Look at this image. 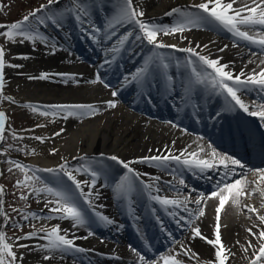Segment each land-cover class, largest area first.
I'll use <instances>...</instances> for the list:
<instances>
[{"label":"bare ground","instance_id":"bare-ground-1","mask_svg":"<svg viewBox=\"0 0 264 264\" xmlns=\"http://www.w3.org/2000/svg\"><path fill=\"white\" fill-rule=\"evenodd\" d=\"M47 2L48 0H0V11H12L11 21L14 23L21 21L24 16L29 15L31 11L41 5H47ZM200 2L202 0H134V5L144 12L143 19L145 21L171 27L180 20V17L167 16L165 13L173 8L198 12L197 9H191L188 6ZM223 2L227 3L229 0H223ZM246 2L251 4L252 0H246ZM84 3L90 17L88 22L82 25L85 30L82 33V30L78 29L81 24L74 17L66 16L62 27L53 26L51 21L40 25L37 20L32 19V28H38L42 36L48 37L47 42L40 40L21 42L19 37L16 42H9L5 37L0 36V46L5 49L6 65L21 66H6L4 69L3 96L11 97L15 103L9 102L7 99H0V112H4L7 117L4 139L0 140L2 142V149L0 148V180H2L0 185L3 186V183H6L20 189L18 193L28 196L27 200H23L19 195V206L33 208L40 204L48 213H34L36 217H54L51 220L36 219L31 215L33 213L22 212L18 216H23V218L27 216L28 218L23 219L20 224H26L17 229H7L4 228L3 215H0V231H3L9 238L10 244L14 245L13 251L17 256L16 264H140L133 251L135 249L138 252L139 248L133 245L129 247L126 243L133 239V227L153 225L151 220L156 215H163L168 226L175 230L178 237L172 235L167 237L166 233H155V236L162 241V245L168 248L162 255L158 253L147 255L145 257L147 260L153 262V259H156L157 261H154L156 264H163L161 257L173 255L183 261V264H207L208 261H215V248L206 240L199 237L194 238L192 228L199 227L205 237L215 239V208L218 206V200H208L206 205L202 202L201 206L204 207L205 215L198 219H196L198 206L195 200L200 194L209 195L216 186H210L195 196L189 194L184 184L179 182L183 178H189L188 173L196 172L199 168L185 166L172 160H169L167 166L139 162L130 165L137 172L147 174L142 175L141 179L144 183L154 186L151 195L182 201L185 197H189L187 202L179 208L174 206L165 208L149 199L148 192L143 189V185L139 181L135 182V191L130 194V198H118L114 187L119 178L126 173V169L107 159V157L115 155L128 162L139 161L142 157L168 155L169 153L180 156L181 152L187 149L184 151V156H181V160L185 158L212 160L211 150L198 135L188 133L178 125L174 118L167 123L164 122L166 120L160 121L145 103L149 94L154 95V102L165 93L164 91L175 89L176 85H181L178 82L181 80L178 73L167 72V76L172 78L169 83L165 79L164 71L158 67L157 57L163 56L164 62L169 65L170 60L166 54L174 48L155 49L146 40L138 41L133 46V48H137V51L130 56L132 59L130 64L126 65V61L124 65H121L118 61L123 57V53L114 54L108 50L115 45L119 36L127 33L131 28L138 32V28H134L133 25L118 27L117 35L112 40H105L103 29L115 14L119 0H84ZM71 5L72 0H59L58 4L51 6L50 11L46 10L45 13L38 15L63 12ZM233 7H243V0H237ZM92 26L101 29V32L97 34L99 43L94 42L91 38L90 28ZM257 29L262 30L261 26H256ZM2 31L5 29H0V32ZM158 40L176 45L175 49L191 47L200 55H205L210 59H219L222 65H229L225 70L234 75L239 74L242 70L246 74H250L254 69L259 72L260 68L264 67L261 65V61H264V52L249 50L248 46H243L246 43L245 40L232 38L226 29L212 21L183 33L167 36L159 34ZM197 45L200 47L197 48ZM128 49L129 43L127 44ZM182 54L186 53L182 52ZM113 55H116V60L106 64L105 60H111ZM149 57H153L151 67L154 69L150 72L148 82L149 84L155 83V87L144 86V89H141L142 87L135 82L126 83L124 78L129 77L130 79L137 69L144 66L145 60ZM249 61L252 62L249 63ZM177 64L188 68L187 63L180 59L177 60ZM120 67L130 68L120 71ZM203 69L207 70L206 66ZM41 73L52 75L48 80L29 79V77H38ZM56 73L75 76V80L65 81L62 77L54 75ZM97 76L100 77L101 82L91 83ZM244 78L241 77V79ZM161 80H164L165 83H161ZM120 84L121 88L117 91ZM113 91L117 92L115 97L112 95ZM194 91L197 94L194 99L197 105L202 107L199 112L206 108L203 110L206 111V115L212 112L217 118L229 113V111L219 108L220 105L217 106L219 99L215 98V94L207 90L202 91L199 88ZM129 92H131V96L127 97ZM243 94L246 97L253 96L256 105L264 103V92L259 94L252 92L250 88L243 91ZM108 101H114L117 106L108 108ZM117 102L121 105L118 106ZM73 104L94 105L99 111L95 115L81 114L68 119L61 118V115L45 117L39 114L40 111L49 110L46 107L49 105ZM29 105L31 107H28ZM157 106L158 104H155L154 108ZM255 106L252 110H255ZM32 108H36L38 111L34 112ZM233 119L244 120L242 115ZM198 124L201 127L203 122L200 121ZM61 130L63 131L61 132ZM57 132H61V134L56 135ZM35 137H44L45 140L41 143ZM192 152L197 153L196 157L190 155ZM79 157H85L86 160H81ZM9 161H16L26 166L27 175L30 177L33 176L31 170L56 169L65 162L69 168H78L85 163L90 164L101 171L96 189L92 190L95 210L117 223H122V227H115V222L107 225L97 220L93 215V210L88 209L82 200L80 204L91 221L88 225L74 226L73 221L61 219V213L51 215L52 212L49 211V208L55 205L46 206V203L54 197L48 196L46 193L37 196L31 186L17 187V181L23 180L25 173L16 169L15 165L10 164ZM214 162H218V157ZM3 163H6L4 168V171H7L6 178H1L3 174L1 164ZM9 168H12V171H9ZM238 172H244V170ZM74 175L78 180L90 179L86 174L74 173ZM35 176H39L42 181V183L33 181L35 187L63 185L75 190L74 185L62 173L53 175L37 171ZM155 177H159V179L154 180ZM236 178L239 177H233V179ZM256 179L252 173L247 174V180L254 181ZM195 182L197 181L195 180ZM251 187H255V184L250 185ZM261 188H264V183L261 184ZM88 190L85 189V191ZM97 192L99 193L98 200L95 199ZM241 199L239 209L229 201L221 212V240L224 247L229 250L226 253L228 255L226 264H249L254 249L250 248L248 252H244L243 247H247L249 240H252L255 245L256 240L249 235L247 229L252 228L253 231H257L254 225L264 227L260 225L257 218L259 215H264V207H262L264 200L261 199L260 193L257 192L251 197L245 196ZM0 200H2V196H0ZM244 205L253 206L258 209V212L249 213ZM185 207L188 211L184 210ZM173 211L174 213L178 211L181 217H184L183 225L175 220L177 217L174 216L175 214H171ZM189 212L192 213L191 216ZM165 213L174 224L164 216ZM188 221L193 222L189 224ZM10 223L8 221L7 225ZM175 223L182 230L175 227ZM52 226H59L62 235L73 239L75 246L83 248L85 251H70L63 254V258H61L60 252L47 253L40 247L47 243L46 240L39 238L44 235L43 232H37L36 238L33 239H18L41 227L50 229ZM153 229L156 232V229ZM89 231L93 235L89 236ZM19 245H27V247ZM186 249H191L187 255H185ZM46 254L54 255V258L44 260L43 257Z\"/></svg>","mask_w":264,"mask_h":264},{"label":"snow or ice","instance_id":"snow-or-ice-1","mask_svg":"<svg viewBox=\"0 0 264 264\" xmlns=\"http://www.w3.org/2000/svg\"><path fill=\"white\" fill-rule=\"evenodd\" d=\"M59 0H48L47 5H41L39 8L30 12L29 15H26L22 18L21 21L11 23L10 25L0 24V29H5V31L0 32V36L5 37L9 42H16L17 38H21V42L24 40L35 42L40 40L41 42H47L48 37L42 36L38 30V28H32V19L38 21L40 25L46 24V22L51 21L53 26L62 27L63 21L66 16H72L74 19L81 25L88 22L90 17V13L88 8L85 6L84 0H72V5L67 8L63 12H52L51 15H38L41 13H45L46 10L50 11L51 6L54 4H58ZM237 3V0H229V2L225 3L223 0H202L200 3H193L188 7L191 9H197L198 12H191L181 10L179 8H173L171 11L165 13L167 16H178L180 20L171 27L161 26L155 23L147 22L143 19L144 12L140 10L138 7L134 5V0H119L117 5V9L115 14L109 19L107 25L103 29L104 39L112 40L114 36L117 35L116 29L125 25H133L134 28H138V33L135 31H128L127 33L118 37L116 44L111 47L108 51L114 54H119L124 50L125 45L129 42L130 38H133L136 41L146 40L149 45H153L155 49H164V48H176V45L166 44L161 40H158V35L163 34L173 35L176 33H183L186 30H191V28H198L202 25L208 23L209 21L215 22L223 29H226L228 32L232 33L234 36L239 37L245 41H248L254 45H257L264 49V0H252L251 4H248L246 0H243V7L234 8L233 5ZM256 26H261V31H256ZM91 38L94 42L99 43L100 41L97 39V34L101 32L100 28L92 26L90 28ZM197 48L200 46L197 45ZM207 47V46H205ZM177 51L186 52L190 56H196L201 63V65L206 66L207 69H211V72H198L196 68H192V77L194 80L192 81L196 85H205L206 87H210L213 90H216L218 95L226 94L227 97L231 98V101L234 104H227V110L233 111L236 106L239 107L240 110L247 113L249 116L257 117L262 125H264V103L257 104L255 106V110H250L249 106L245 104L243 99L238 92L247 91L250 88H258L261 92H264V67L260 68V71L257 72L255 69L252 70L250 74H246L243 70L234 75L230 71H226L225 69L229 67L227 64H221L219 59H210L205 55H200L194 48H177ZM223 51V49H221ZM155 57L156 54L154 53ZM27 58V57H24ZM159 60V68L164 70L165 79L170 83L171 77L167 76L166 70L169 65L164 62V57H157ZM116 60V55H113L111 60L106 59L105 63L110 64ZM252 61H249L251 63ZM153 63V57H149L145 60L144 66L137 69V71L129 77H125V82H135L141 87L151 86L148 82V77L151 75L150 67ZM193 63L192 60H188L187 64L191 65ZM261 65H264V61H261ZM21 67L20 65H6L5 61V49L0 46V99H7L9 102L15 103V101L11 97L3 96L4 89V69L5 67ZM103 66V65H102ZM101 66V67H102ZM49 73H41L38 77H29V79H39V80H48L50 79ZM54 75L62 77L65 81L75 80V76L64 74V73H56ZM241 77H245L241 79ZM101 82L100 77L97 78L91 83H99ZM228 82H231L229 84ZM107 87V85H105ZM113 97L117 95L116 91L112 92ZM117 105L114 101H108V108H115ZM28 107H31L29 105ZM49 110L40 111L39 114L41 116H49L53 117L57 115H61V118L68 119L72 116H77L81 114L87 115H95L98 113L99 109L94 105H84V104H73V105H49L46 106ZM32 111H38L36 108H32ZM7 117L4 112H0V140L4 139L5 132V121ZM63 130H61L62 132ZM61 132H57L56 135H60ZM20 139H23L20 137ZM35 139L39 140L41 143L44 142V137H35ZM190 147V146H189ZM208 148L211 149L210 155L212 160L207 159H188L185 158L181 160V156H184L185 149L181 152L180 156L172 155L169 153L168 155H155L142 157L139 161H128L125 162L121 160L119 157L112 155L107 157L108 160L116 162V164L122 166L126 169V173L119 178L114 187V192L117 194L118 198H130V194L135 191V182L139 181L141 185H143V189L148 192L149 199L159 203L163 207L174 206L181 207V205L185 204L189 197H185V199H169L166 197H161L159 195H151L153 190L152 184L144 183L141 179L142 175L137 172L130 165L133 163H155L160 166H167L169 160L175 161L176 163H182L185 166H195L200 169V171H204L205 169H212L217 166H222L223 175L221 180L217 182L216 188L209 195L205 196L204 194H200V196L195 200L196 205L198 206V219L200 216L205 215L204 207H202V202L204 205L207 204L208 200H218V206L215 208L216 214V226H215V239H208L202 233L199 227L192 228V232L194 233V238L199 237L202 240H206L207 243L212 245L215 248V261H208L207 264H226L228 259V255L226 253L229 252L227 250L221 240V212L225 209L226 204L231 202L233 206L237 209L241 207L242 197L248 196L251 197L255 195L257 192L260 193L261 199L264 200V188H261V184L264 183V168L259 169H249L247 166L241 162L239 159L234 158L232 156H228L226 154L217 153L215 148L209 144ZM203 151V149H200ZM54 154V153H53ZM192 157H196L197 153H190ZM218 157V165L214 163V161ZM81 160H86L85 157H79ZM10 164H14L16 169H19L21 172H24V179L17 181V187H29L33 188V191L37 196L41 193H46L48 196L54 197V199H50L47 201V205H55L54 207L49 208L50 212L53 213H61V219H69L73 221L74 226L83 227L88 225L91 221L87 216L84 208L81 206L80 201H83V204L87 205L88 209L93 210L94 216L97 220L103 222L104 224L111 225L114 223L112 219L108 216L103 215L101 212L96 211L93 200V189H96L97 181L100 179L101 171L92 167L90 164L85 163L78 168H69L67 162L59 165V168H46V169H35L33 171V176H28L26 171V166L16 162L9 161ZM237 169L246 170L244 172H238ZM9 171H12V168H9ZM42 171L51 173L53 175H60L62 173L63 176L67 177V180L74 185V191L72 189L66 188L63 185H58L56 187H51L48 185H44L43 187H35L36 183H42L41 178L39 176H35V172ZM252 173L254 177L257 179L254 181L247 180V174ZM74 173L78 174H86L90 177V179L86 180H78L77 176ZM233 177H239L233 179ZM154 180H158L159 177L153 178ZM180 184H184L183 180L179 181ZM255 184V187H251L250 185ZM89 189L85 191V189ZM158 192L159 189L157 188ZM179 191V190H177ZM78 193V195H77ZM4 189L3 186L0 185V196H3ZM23 200H27L28 196L21 195L20 197ZM95 199H99V193L97 192L95 195ZM3 201L0 200V215H4L2 211ZM101 207H103L101 205ZM247 208L249 213H257L258 209L244 205ZM264 207V204H262ZM185 211L188 209L185 207ZM175 213H173L174 215ZM33 218L36 219H53L54 217H36L33 213L31 214ZM191 216L192 213L189 212ZM27 216H24V219H27ZM258 220L260 221V225L264 226V215H259ZM183 219V217H181ZM5 220H7V216L5 215ZM193 221H188L191 224ZM257 231H253L252 228L247 229L249 235L256 240V244L254 245L252 240L247 242V247H243L244 252H248V250L254 249L252 252V256L249 259V264H264V227L256 226ZM33 228L35 226L33 225ZM61 229L59 226H52L50 229L41 227L40 229H36L33 232L27 233L18 239H33L36 238L37 232H43L44 235L40 236V239L46 240L47 243L45 245H41V250L54 254L56 252L61 253V258H63V254L68 253L70 251L76 252H84L85 249L75 246V241L73 239L67 238L66 235L61 234ZM89 236L93 235L91 231L88 233ZM239 243V242H237ZM20 247H27V245H19ZM13 244L7 242L5 233L0 231V264H16L17 256L13 251ZM133 251L139 257L140 264H156V262H150L143 255H140L139 252H136L135 249ZM191 249L185 250V255L190 252ZM54 255H44V260L53 259ZM163 264H183V261L176 258V256L169 255L161 257Z\"/></svg>","mask_w":264,"mask_h":264},{"label":"rangeland","instance_id":"rangeland-1","mask_svg":"<svg viewBox=\"0 0 264 264\" xmlns=\"http://www.w3.org/2000/svg\"><path fill=\"white\" fill-rule=\"evenodd\" d=\"M2 13V14H1ZM0 24H4V25H10L11 23H13V21H11L12 17H13V12L12 11H0ZM132 31H135V29H132ZM133 42L136 44L138 41H136L133 38ZM132 42V41H131ZM119 106V105H118ZM0 148L2 149V142H0ZM6 152V151H5ZM6 163L1 164L2 167V177L1 178H6L7 176V171H4ZM4 176V177H3ZM2 180V179H1ZM0 180V181H1ZM5 182V181H3ZM3 189H4V194L2 196V201H3V221L4 222V228L10 229V228H20L22 227L24 224L26 223H22L20 224V222H22V220L24 219L23 216H18L20 213L22 212H28V213H44V214H48L46 213L47 211L40 206V204L36 205L33 208H23V206H19L20 205V200H19V195H22L20 193H18V190L20 189H16L14 187H11L10 185L3 183ZM189 208V206H186ZM55 213L52 212L51 215H54ZM60 213H58L57 215H59ZM5 215L7 216V220L10 221L11 223L7 225V220H5ZM50 215V214H49ZM16 221V222H15ZM18 221V222H17ZM16 223V224H15ZM18 223V224H17ZM7 242H9V238H7Z\"/></svg>","mask_w":264,"mask_h":264}]
</instances>
